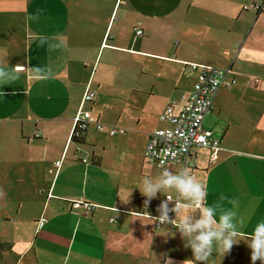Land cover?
Wrapping results in <instances>:
<instances>
[{
    "label": "crops",
    "instance_id": "obj_1",
    "mask_svg": "<svg viewBox=\"0 0 264 264\" xmlns=\"http://www.w3.org/2000/svg\"><path fill=\"white\" fill-rule=\"evenodd\" d=\"M252 1L0 0V66L18 77L0 85V264L16 244L22 258L32 252L28 264H191L189 237L153 217L166 195L173 218L177 201L190 205L189 223L200 207L162 186L144 208L136 188L164 171L202 182L217 219L234 213L238 242L224 255L214 244L206 264H253L247 242L264 219V13L243 8ZM191 63L237 80L208 113L222 149L196 148L193 168L148 164L149 133L166 125L160 113L178 110L197 79ZM87 85L96 95L85 108L123 133L92 124L71 138ZM80 200L96 207L73 205Z\"/></svg>",
    "mask_w": 264,
    "mask_h": 264
},
{
    "label": "built area",
    "instance_id": "obj_2",
    "mask_svg": "<svg viewBox=\"0 0 264 264\" xmlns=\"http://www.w3.org/2000/svg\"><path fill=\"white\" fill-rule=\"evenodd\" d=\"M243 8L264 13V0H253L250 4H245ZM134 33L136 36L143 34L141 22L134 26ZM190 67L198 70L193 88L182 95L183 102L178 110L172 103L162 110L159 117L166 125L149 133L144 149V158L148 164L161 168L181 164L185 168H193L197 165V159L191 156V152L196 148L222 149V138L215 136L212 129L206 128L203 125V119L206 114L212 112L214 97L218 90L222 87L233 86L237 80L229 78V69L224 67L199 63H191ZM95 95L96 92L87 85L82 104L93 100ZM92 124L98 130H108L112 135L125 131V128L121 126L106 125L89 110L79 109L73 119L71 138L82 136ZM39 135L40 133H37V136ZM83 160L87 161V157H84ZM60 164L61 161L55 163L56 166ZM73 205H82L87 212L96 207L95 204L83 200L75 201ZM202 205L197 206L201 207ZM167 216L169 221L174 219L170 211H167ZM162 225L157 222L158 227Z\"/></svg>",
    "mask_w": 264,
    "mask_h": 264
},
{
    "label": "clouds",
    "instance_id": "obj_3",
    "mask_svg": "<svg viewBox=\"0 0 264 264\" xmlns=\"http://www.w3.org/2000/svg\"><path fill=\"white\" fill-rule=\"evenodd\" d=\"M41 43H43V39ZM17 78V74L9 67L0 66V85L9 84ZM163 177V179L155 182L149 178H143L140 186L136 187L141 195L145 197L144 208H147L149 200L155 196L156 191L162 186L164 188H174L181 196L190 198L191 204H203L199 209V218L195 222L189 223L191 217L185 212L190 205L178 201L171 209L176 213V216L169 221L166 201L170 199L166 195L165 201H162L159 205L161 215L153 217L160 224L171 223L181 232L182 237H189V240L184 243V247L190 246L192 248L191 264H196L197 261L206 264L214 244L218 246V250L223 255L227 253L231 246L238 242L236 240L238 230L232 222L234 213L231 211L221 212L217 219L214 216V208L206 204L203 183L195 181L192 176L173 175L168 171H164ZM221 199H225V197L221 196ZM193 233L196 234L192 235ZM170 235L174 236L175 234L170 233ZM247 246L251 249L250 259L253 264L257 259L260 260V264H264V219H259L255 223ZM164 264H174V261L171 258H166Z\"/></svg>",
    "mask_w": 264,
    "mask_h": 264
},
{
    "label": "rangeland",
    "instance_id": "obj_4",
    "mask_svg": "<svg viewBox=\"0 0 264 264\" xmlns=\"http://www.w3.org/2000/svg\"><path fill=\"white\" fill-rule=\"evenodd\" d=\"M144 12H147V11H151L150 8H144L143 9ZM148 16H151V15H148ZM142 17H146L145 16V13L142 15ZM178 40V39H177ZM215 64V63H214ZM189 67V66H187ZM257 76H258V81L260 80V78H263L260 74L257 73ZM256 76V77H257ZM193 77V75H192ZM257 79V78H256ZM255 79V81H256ZM256 81V82H258ZM86 90V89H85ZM88 102V101H87ZM81 103V108L80 109H84V110H89V104L86 105V108H85V104L87 103ZM89 103V102H88ZM217 122V117H216V114H208L205 119H204V126L205 127H214L215 130H216V127H215V124ZM218 131V129H217ZM88 161V160H87ZM9 230H12V235L15 233L16 230L18 229H9ZM1 231L4 233L6 232L5 229H1ZM1 232V233H2ZM21 233L23 234L24 238L27 239L29 236H30V232L28 229H23V231H21ZM33 236V233H31V237ZM25 246L24 245H12V249L7 252L5 254V260H4V264H28V262L30 261L31 259V254L32 252H29L27 253L25 256H23L22 258V253H23V250H24Z\"/></svg>",
    "mask_w": 264,
    "mask_h": 264
},
{
    "label": "trees",
    "instance_id": "obj_5",
    "mask_svg": "<svg viewBox=\"0 0 264 264\" xmlns=\"http://www.w3.org/2000/svg\"><path fill=\"white\" fill-rule=\"evenodd\" d=\"M258 13V12H257ZM208 65H211V64H208ZM214 66H216V65H214ZM220 67V66H219ZM82 138H83V135L82 136H77V137H75L73 140H76V141H81L82 140ZM3 247V245L1 244L0 245V249Z\"/></svg>",
    "mask_w": 264,
    "mask_h": 264
}]
</instances>
